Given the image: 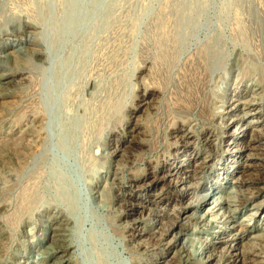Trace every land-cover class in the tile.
<instances>
[{"label":"rangeland","instance_id":"1","mask_svg":"<svg viewBox=\"0 0 264 264\" xmlns=\"http://www.w3.org/2000/svg\"><path fill=\"white\" fill-rule=\"evenodd\" d=\"M184 12L194 18L183 20L191 28L175 29ZM210 42L224 54L205 72L201 50ZM165 46L176 62L159 74L156 58ZM149 92L131 143L134 108ZM247 102L253 111L233 121ZM245 124L247 131L231 136ZM182 133L190 143H181ZM251 136L258 138L255 161L264 165V0H0V264L70 256L74 247L59 252L54 237L62 209L55 199L64 192L74 199L79 228L75 264H170L185 238L166 249L176 229L161 245L153 242L158 221L169 223L175 213L189 227L193 250L235 236L264 255L255 238L264 227V185L245 187L252 198L232 221L217 224L210 215L203 225L193 217L210 206L197 209L196 197L221 195L237 161L248 157L234 153L231 142L247 145ZM163 165L182 172L169 184L143 186L155 172H169L159 171ZM106 170V199L92 201L88 189L101 192L106 184L93 176ZM187 171L194 178L178 183ZM182 188L190 194L180 196ZM247 224L250 231L241 232ZM145 227L156 237H135Z\"/></svg>","mask_w":264,"mask_h":264},{"label":"bare ground","instance_id":"2","mask_svg":"<svg viewBox=\"0 0 264 264\" xmlns=\"http://www.w3.org/2000/svg\"><path fill=\"white\" fill-rule=\"evenodd\" d=\"M178 17H179V20L176 22V28L175 29H177V27H180L182 24H183V28H182L183 30L187 29V28H191L192 24L189 25V24L183 22V20L187 21V20H190V19H194L191 14H186L184 12V13L178 14L177 18ZM223 54L224 53H223L222 50L219 51V49L217 47V44L215 45L213 42L208 43L201 50V56H202V58L204 60V65H205V72H208L209 70H211V68L217 64L216 63L217 60H221V57L223 56ZM151 60H152V58H151ZM174 62H176V57L174 56L173 50H171V49H169L168 47L165 46L164 49H161L160 55H158L157 58H156V65L158 67L157 73L162 74L161 72H164L167 68H170V65L172 63H174ZM256 83H257V81H256ZM92 86L94 88L95 84L93 83ZM151 95H152V92H149L146 95L141 96L143 98L139 97V98H141V100L137 103L136 107L134 108V110H136V115H135V117L133 118L132 121L135 123L134 125H136V126H134L135 128L133 129V131H129V133H131V135L133 137V139L131 140V143L134 142L135 141V137L138 136V134H140V126H139V123H138L139 114L145 110L146 106L147 107L149 106V100H150L149 98H150ZM239 103H244V102H239ZM227 104H228V102H227ZM238 104L236 105V107H238ZM253 106H254L253 104H250V103L247 102L245 104L244 109H243V115L241 114L239 117L234 118L233 121H237V120L242 121V120H244L246 118V115L253 111V109H254ZM178 107H180V106H178ZM182 108H183V106H182ZM182 108H180V109H182ZM181 115H182V113H181ZM189 115H191V114H189ZM251 123L257 124V123H262V122L259 119V120H254ZM249 128H250L249 125L245 124V126H242V127H239L237 129H235L231 133V136H233L235 138V137H237L239 135V132L240 133L241 132H245ZM213 135H214L213 133L210 134V136H213ZM257 135H259V134H257ZM243 136H246V134H243ZM260 136H262V135H260ZM189 137L190 136H189L188 133H182L181 136H180L181 143L184 144V145H186V143H190L188 140H186ZM260 139H261V137H260ZM207 141H208V139H207ZM257 142H258V138L254 137V136H251V138L249 139V143L247 145L231 142L230 145L231 146L234 145L231 148V150L234 153H242V152H246L247 151L248 152V157L246 158L245 161H241V162L237 161V166H236V174L237 175L233 178L230 186H228V187H226V186L220 187V191L219 192L221 193V195L213 196L212 198H210L209 202L206 201V198L199 199L198 197H196V204H195V202L193 203V201H192V204H190V205L192 206V205L195 204L197 209L203 208L206 205H210L209 207H207V210L205 211V213L203 215H201V216H198V215L193 213V217H195L196 220L199 219L198 223H201V224L205 225L206 222H208L207 218L210 215H212V216L215 215V217L217 216V218L211 219L212 221H216V223H217V220H221V219H223L226 222H229V221H232L233 219H236V217H237L236 213L238 212V210H241L242 208H244L250 202V199L252 198V197L250 198V197L247 196V194H246V192L244 190L245 187L251 186V188L252 187L256 188V186H258V185H264V171H263V166L264 165L263 164L260 165V164H258L255 161L254 150L257 149V147L255 146V144H257ZM121 151L122 150L118 147V148L115 149L114 154L115 155H120ZM188 160L189 159H187V161ZM192 161L194 162V160H192ZM192 161H191V165L193 163ZM189 165H190V163H189ZM84 166H85V162H83L81 164L82 169L85 171ZM196 168L197 169H200V168L202 169V167H199V166H196ZM197 169H195V170H197ZM224 169H225L224 173H228V168L225 167ZM166 170L169 171V172H167V173H165L163 175H160L158 172H155L153 175L149 174V175H151V177H153V179L150 182L144 183L143 186H145L146 188L147 187L148 188H156V186H158L159 182H164V184H169V182L170 183L172 181L174 182V180H173V176L174 175H177L178 173L182 172V171H180V169L177 170L176 166H175V168H173V167L172 168H166L163 165V167L159 168L160 172H164ZM107 171L108 170L105 171V173H107L106 175L100 176V174L97 171V173H98L97 176L96 177L93 176L94 180L98 181V182H96L97 185L100 184V181L101 182L105 181V183L107 182L108 173H109ZM89 172H91V170H89ZM111 173H112V175H114L115 179H118V178H116V174L118 172H111ZM184 173L185 174L183 175V177L182 176H179V177L177 176L176 179H177L178 183L185 182L186 179H188V178H194V176L188 174V171H187V173L186 172H184ZM149 177H147V178H149ZM119 183H120V181H119ZM131 184H133V183H130V186H131ZM106 185H107V183L105 184V186L103 187V191H101V192L95 191V189H91V190L88 189V197L90 199H92V201L97 200V201H99L101 203H104V201L106 199V194H107V188H105ZM115 185H116V183H115ZM199 185H200V182H199ZM137 187H138L137 185L134 186V188H137ZM194 187H195V189L199 188L198 185L197 186L193 185L192 188H194ZM188 188H182L180 196L189 195L190 193H189V190H187ZM215 189H219V188L216 187ZM248 192H251V194H252V191H248ZM155 196H157V195H155ZM62 198L65 199L64 202L61 201ZM170 199H172V197L169 198L168 200H170ZM128 200H124V202L126 201L125 205L131 206V209L136 212L137 211L136 210V206H134L132 203L129 204L130 202ZM159 201H162V200L160 199ZM55 203L60 205V206H62V209H60L58 211V216H60L59 217V222L57 223V225H56V227L54 229V237H56L57 241L62 243V246H61V249H60L59 252H65V253L67 252V254H68V251L72 247H74V251L72 253L69 252V254L71 253L70 256H68L66 254L64 256H62L63 255L62 254L60 256V258H58V260L54 261L52 264H67V263H70L71 261H73L74 264H75V259H77V257H78L77 256V247H76L77 244H76V241H75L76 240L75 237H76L77 234H79V228H78V223H77L76 212H75V209H74V199H73L72 195H67L66 192H64L63 196L61 198L55 199ZM199 204H201V207H199ZM257 207H258L257 209L259 210L260 209L259 206H257ZM220 211H222L221 212L222 215L220 217H218V214H219L218 212H220ZM151 212H155V211H153L151 209ZM155 213H151V214H155ZM216 213H217V215H216ZM258 213L259 212H255V213L251 214L249 216V220L254 219L258 215ZM175 214H174V218H173L174 220L171 219L172 221H170L169 223L163 222V219H160L158 221L159 222L158 224L161 225L160 227H162L161 228L162 231H158V233H159V236H157L158 239H157V241L153 242V243H159L161 245V242L165 239V237L168 234H170L172 231L176 230V229H177V231L175 232V235H174L173 239L169 243H167L166 246H164V247L166 249L172 248L173 245L177 244L178 240L185 238L184 241L181 243V247L178 249V251H176V253H177L176 258L177 259L174 260V261H171V259H170L168 261V263H170V264H172V263L173 264H222L223 261H226L227 264H250V262H252L251 264H264L263 252H262L261 249H258L259 248L258 246H260V245L257 244V246H256L257 248L254 247L255 245L253 247H250V245L252 246V244H249V246H245L242 243L243 242V238L242 237L235 238V236H234L231 239H229V238L227 240H223L222 239V240H219L216 243H213L212 245H210V247H209V245L207 246V243H206L205 246H203L200 250H197V251L193 250L192 246L190 247L188 245V243L186 242L187 238H189V235H190L189 234V229H188L189 227H188V225L183 224L182 222L180 223L179 213H175ZM157 215L162 216L161 214H157ZM259 216H260V214H259ZM213 223H215V222H213ZM233 227H237V226H233ZM239 229L243 233H246L247 231H250V228H248V224L246 226H244V227L239 228ZM262 229H263L262 235L255 236L256 240H258L260 242H264V227ZM139 231L140 232L138 234H135V237H142L143 235H147V234H152L153 233V232L151 233L152 230L148 229L147 227H145V228H143V229H141ZM152 235H154V237H156L155 234H152ZM154 237H152V238H154ZM189 239H191V238H189ZM230 240H234V241H236V243L235 244H229V246H227L228 247L227 250L224 253L221 252V254H220L219 251H217L219 249L220 245L222 243H230ZM149 244H151V243L149 242ZM143 245L145 246L144 243H143ZM150 247H152V245H150L149 248ZM249 247L251 249H248ZM224 248H223V251H224ZM252 248H255L256 250H254ZM62 250H64V251H62ZM247 253H249L251 256H253L252 260H250V258H249V261L247 260L248 259L246 257Z\"/></svg>","mask_w":264,"mask_h":264}]
</instances>
